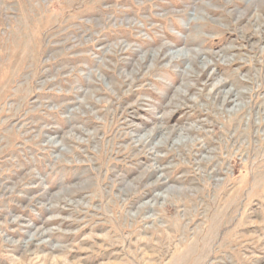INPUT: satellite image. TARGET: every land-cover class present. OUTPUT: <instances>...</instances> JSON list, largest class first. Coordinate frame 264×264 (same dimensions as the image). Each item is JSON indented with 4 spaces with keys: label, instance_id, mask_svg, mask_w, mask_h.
Segmentation results:
<instances>
[{
    "label": "rangeland",
    "instance_id": "374dc122",
    "mask_svg": "<svg viewBox=\"0 0 264 264\" xmlns=\"http://www.w3.org/2000/svg\"><path fill=\"white\" fill-rule=\"evenodd\" d=\"M0 264H264V0H0Z\"/></svg>",
    "mask_w": 264,
    "mask_h": 264
}]
</instances>
